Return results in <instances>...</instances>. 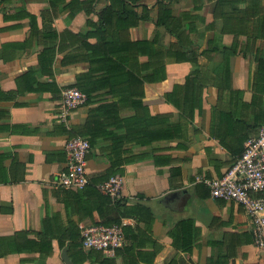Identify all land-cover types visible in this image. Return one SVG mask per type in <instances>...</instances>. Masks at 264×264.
Listing matches in <instances>:
<instances>
[{"label": "crops", "instance_id": "crops-1", "mask_svg": "<svg viewBox=\"0 0 264 264\" xmlns=\"http://www.w3.org/2000/svg\"><path fill=\"white\" fill-rule=\"evenodd\" d=\"M110 6L136 23L105 28ZM105 29L140 43L136 62H90ZM79 76L92 98L64 125ZM263 124L264 0H0V264H264L243 207L195 180L221 177ZM92 132L88 177L122 175L126 208L54 184L68 138ZM105 216L125 249L89 258L81 229Z\"/></svg>", "mask_w": 264, "mask_h": 264}, {"label": "built area", "instance_id": "built-area-1", "mask_svg": "<svg viewBox=\"0 0 264 264\" xmlns=\"http://www.w3.org/2000/svg\"><path fill=\"white\" fill-rule=\"evenodd\" d=\"M86 99V95L74 87L63 88L59 107L61 123L67 125L72 111L83 105ZM89 150L90 143L86 137L74 136L67 140L65 169L54 179L56 187L82 189L89 183L86 170ZM195 180L208 187L212 198L232 200L243 207L250 220L253 244L264 251V124L245 142L242 152L221 177L197 176ZM123 184L122 175H114L98 188L115 201L121 198ZM123 239L120 225L92 224L81 229L82 246L104 254L113 253L122 245Z\"/></svg>", "mask_w": 264, "mask_h": 264}, {"label": "trees", "instance_id": "trees-1", "mask_svg": "<svg viewBox=\"0 0 264 264\" xmlns=\"http://www.w3.org/2000/svg\"><path fill=\"white\" fill-rule=\"evenodd\" d=\"M118 17L119 19L122 20V23L119 26H124V25H128V24H134L136 23V18H132L133 16L135 17V14L133 11L128 10V9H124V8H119V9H114L112 6L106 8L103 13H102V17L101 19V23L105 24V28L107 26H109V23H111V20L113 17ZM131 16V22L124 24L123 23V19H127V17ZM108 29H105V31H103V35L101 34V36L98 37V41H97V45L94 48L93 52L94 54L92 56H90V62H93L92 64L94 65H106L107 67H111L112 66H117V65H121V66H129L132 65L134 62L133 60L136 59L134 56L136 54V52H133L132 49L137 46V51L139 52V48H140V43L139 42H135L134 45H122L121 47L117 44V41L111 40V39H107L105 32H107ZM104 81H109V78H105L103 79ZM103 82V81H102ZM74 86L81 92H83L87 99L86 102H89L92 98V90L89 88H86L87 86L81 81L80 76L77 78L76 83L74 84ZM84 103V104H85ZM92 116L96 117L98 116L97 111L92 113ZM74 136H82L85 137L83 134H79V133H73L69 138L74 137ZM97 134L92 132L89 135V143H90V147L94 145V140L96 138ZM174 135L173 134H169V138H172ZM68 138V139H69ZM112 154H118L116 151H112ZM114 175H119V174H115V172H111L109 173V175L103 179V180H99V181H95L94 179H89V183L82 189H78L80 191H85L87 189L91 190V193H93L95 196L99 197L102 200H105V202H107L106 204H111V209L115 208L117 209V207L122 204L123 199H118L115 201H112L107 195H105L104 193H102L98 186L105 182L106 180H108L111 176ZM120 208H126L123 204L120 205ZM111 209H107V211L104 210L105 215L108 216V214H112ZM100 212V213H99ZM99 215L101 218H103L104 215H101V211H98ZM124 214V213H122ZM95 224H102V225H106V226H110V225H120L124 234V239L122 242V245L118 248H116L114 250V253L116 256L120 255L121 251H123V249H125V245H124V241H125V232H127V227L123 226L120 224V217L118 218H114L113 216L111 217H106L104 219H102V221L100 222H96ZM80 244H81V233H80ZM81 247L83 248L82 244ZM77 248V247H76ZM76 248L74 247V250H76ZM88 256L89 258L92 257H98L103 255L104 253L100 250H96V249H88ZM78 255H80V251H78Z\"/></svg>", "mask_w": 264, "mask_h": 264}, {"label": "water", "instance_id": "water-1", "mask_svg": "<svg viewBox=\"0 0 264 264\" xmlns=\"http://www.w3.org/2000/svg\"><path fill=\"white\" fill-rule=\"evenodd\" d=\"M183 193L186 192V191H182ZM173 194V193H172Z\"/></svg>", "mask_w": 264, "mask_h": 264}]
</instances>
